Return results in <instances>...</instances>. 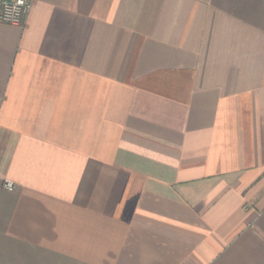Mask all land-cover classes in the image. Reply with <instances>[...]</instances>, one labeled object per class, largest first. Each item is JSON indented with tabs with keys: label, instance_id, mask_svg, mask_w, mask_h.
<instances>
[{
	"label": "crops",
	"instance_id": "0c3cea01",
	"mask_svg": "<svg viewBox=\"0 0 264 264\" xmlns=\"http://www.w3.org/2000/svg\"><path fill=\"white\" fill-rule=\"evenodd\" d=\"M0 264H264V0L0 23Z\"/></svg>",
	"mask_w": 264,
	"mask_h": 264
},
{
	"label": "built area",
	"instance_id": "2783aa9c",
	"mask_svg": "<svg viewBox=\"0 0 264 264\" xmlns=\"http://www.w3.org/2000/svg\"><path fill=\"white\" fill-rule=\"evenodd\" d=\"M33 3L34 0H0V23L23 27ZM3 188L12 191L14 186L12 182L5 180Z\"/></svg>",
	"mask_w": 264,
	"mask_h": 264
}]
</instances>
